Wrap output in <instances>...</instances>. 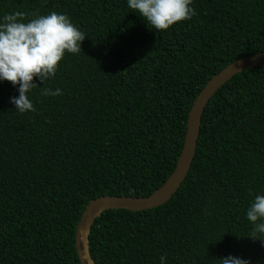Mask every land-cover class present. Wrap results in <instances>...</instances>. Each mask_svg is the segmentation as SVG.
Masks as SVG:
<instances>
[{
    "label": "trees",
    "instance_id": "trees-1",
    "mask_svg": "<svg viewBox=\"0 0 264 264\" xmlns=\"http://www.w3.org/2000/svg\"><path fill=\"white\" fill-rule=\"evenodd\" d=\"M196 11L157 31L127 0H0L25 22L52 11L86 34L54 78H34L36 111L0 80V264H81L77 225L99 197L146 198L180 160L192 106L207 83L264 52V0H193ZM62 95L45 96V89ZM264 195V65L209 100L192 167L159 207L107 209L91 225L93 264H264L247 209Z\"/></svg>",
    "mask_w": 264,
    "mask_h": 264
},
{
    "label": "clouds",
    "instance_id": "clouds-1",
    "mask_svg": "<svg viewBox=\"0 0 264 264\" xmlns=\"http://www.w3.org/2000/svg\"><path fill=\"white\" fill-rule=\"evenodd\" d=\"M193 0H127L128 7L157 31H166L181 21H188L196 11ZM27 14H6L0 23V80L19 85V96L12 97L20 113L36 111L28 93L38 87L34 78L45 82L54 78L66 53L79 54L86 34L66 14L55 11L35 16L25 22ZM43 95L58 96L62 91L45 89ZM247 220L254 226L249 234L264 242V195H257L247 209ZM221 264H250V261L228 256ZM165 264L166 256L160 257Z\"/></svg>",
    "mask_w": 264,
    "mask_h": 264
},
{
    "label": "water",
    "instance_id": "water-1",
    "mask_svg": "<svg viewBox=\"0 0 264 264\" xmlns=\"http://www.w3.org/2000/svg\"><path fill=\"white\" fill-rule=\"evenodd\" d=\"M264 65V52L245 56L216 74L195 100L190 111L185 145L176 170L165 185L146 198L104 196L92 200L77 225L76 248L81 264H93L89 255L91 225L107 209L148 210L166 204L182 186L195 158L204 108L215 93L236 74Z\"/></svg>",
    "mask_w": 264,
    "mask_h": 264
}]
</instances>
